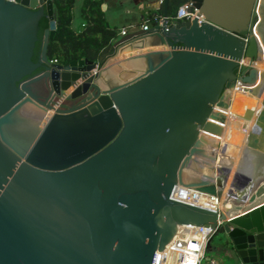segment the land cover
<instances>
[{
	"label": "water",
	"instance_id": "obj_1",
	"mask_svg": "<svg viewBox=\"0 0 264 264\" xmlns=\"http://www.w3.org/2000/svg\"><path fill=\"white\" fill-rule=\"evenodd\" d=\"M193 1V20L169 24L163 0L161 25L118 35L96 61L63 64L48 55L54 2L0 0V264H198L194 234L206 225L200 258L219 222L241 264H264V107L221 212L236 161L206 134L224 133L215 106L243 57H258L259 0ZM242 71L254 82V67ZM28 102L50 116L19 151L3 128L21 125ZM203 157L207 178L189 171Z\"/></svg>",
	"mask_w": 264,
	"mask_h": 264
},
{
	"label": "trees",
	"instance_id": "obj_2",
	"mask_svg": "<svg viewBox=\"0 0 264 264\" xmlns=\"http://www.w3.org/2000/svg\"><path fill=\"white\" fill-rule=\"evenodd\" d=\"M187 1L189 0H170L169 17H174L179 6ZM53 2L57 30L48 48V55L51 59H57L63 64L78 59L96 61L102 50L118 36V29L108 25L104 0H84L81 16L85 21V26L80 32H76L72 28L75 0H54ZM163 14V6L158 10L150 11L149 17L152 24H156ZM48 27V18H41L38 30L39 40L36 43L33 56L34 61L38 58L42 37Z\"/></svg>",
	"mask_w": 264,
	"mask_h": 264
},
{
	"label": "bare ground",
	"instance_id": "obj_3",
	"mask_svg": "<svg viewBox=\"0 0 264 264\" xmlns=\"http://www.w3.org/2000/svg\"><path fill=\"white\" fill-rule=\"evenodd\" d=\"M259 6H258V13H259V17L260 19H264V16H262V12L260 9L261 4H264V0H259ZM264 12V11H263ZM260 25V24H258ZM258 27H256V35L259 38L260 41V51L258 53V57L255 58V60H251L250 58H247L248 60H251V67H254V69L257 70L256 73V78L254 80V82H250V83H255L257 81V77L259 74V68L261 66H263L264 64V36L261 37L258 31ZM263 35H264V30H263ZM245 58V57H243ZM244 60V59H243ZM127 66V64H125ZM237 89L232 88L230 89L225 98L227 100L226 103L223 104H217L215 106V110L216 111H220L221 113H223L225 116L228 115V119H230V115L231 114V110H232V103L234 100V95ZM258 100L257 102H254V106L251 109V112H249V117L248 115L245 116L248 118H251V122H252V126H253V132H256L255 134H257L259 136L260 133V127L258 125V117L264 107V101H261L264 99V93H261L258 96ZM228 103V104H227ZM16 117L18 119L21 120V125H6L4 126L3 130H4V134L6 136V138L19 150V151H23L29 144V142L32 140V138L35 136L36 132L44 125V123L47 121L48 117L50 116V112H47L43 109H41V107H39V105H37L36 103L33 102H28L26 103L24 106H22L17 112H16ZM240 115V113H239ZM238 115V117H240ZM233 116V114L231 115ZM228 119L226 121L224 130H223V134L221 136H219V134L216 133H211V132H207L206 134L210 135V138L214 139V140H219L220 142V147L219 148H214V150H216L217 153H219L223 158H225L226 161H230L233 157V159L236 161L234 163V166L232 165L231 168H229V175L227 174L228 178L226 179V184L228 189L225 190V196H223V199L220 200L219 198L217 199L218 204H220L221 206H223V204L225 203L226 199H227V193H232L233 191V187H234V183L235 181H237L238 178V174L237 172H239L240 170L237 168L241 166V164H239L240 162L238 161L239 159H241V156L243 154V150L244 147L246 146V142H243L242 147L239 148H235V134H237L236 129L234 126H230L228 125ZM237 121H239V118H237ZM216 122L221 126L222 123L219 120H216ZM239 136L242 137L245 132H244V128L243 126H241L239 128ZM249 139L245 140L248 142ZM208 151L211 152V148H207ZM204 158V157H203ZM200 159L201 163H198L197 161H195V165H193L189 171H191V173H195L198 174L199 172L194 170L196 169V167H200L201 168V174L203 175V177L205 176H210L211 175V171H210V167H209V161L207 160V157H205L204 159ZM229 160H228V159ZM207 161V162H206ZM242 162V161H241ZM239 165V166H238ZM206 177V178H207ZM184 189H188L187 187H184ZM233 201H235V199H232V201H228V203L231 205L233 204ZM235 207V206H234Z\"/></svg>",
	"mask_w": 264,
	"mask_h": 264
},
{
	"label": "crops",
	"instance_id": "obj_4",
	"mask_svg": "<svg viewBox=\"0 0 264 264\" xmlns=\"http://www.w3.org/2000/svg\"><path fill=\"white\" fill-rule=\"evenodd\" d=\"M83 2L84 0H75L73 8L72 28L76 32H80L85 26V21L81 16ZM161 7L162 0H104V11L108 25L116 27L119 36H122V29H126L127 33L141 29L142 17ZM218 249L227 256L236 257L233 251L224 249L222 245ZM239 263L241 264L240 261Z\"/></svg>",
	"mask_w": 264,
	"mask_h": 264
},
{
	"label": "built area",
	"instance_id": "obj_5",
	"mask_svg": "<svg viewBox=\"0 0 264 264\" xmlns=\"http://www.w3.org/2000/svg\"><path fill=\"white\" fill-rule=\"evenodd\" d=\"M51 1H54V0H51ZM163 2V0H162ZM197 13H198V9L196 8L195 4H194V1L193 0H189L185 3H183L182 5L179 6L176 14L174 17L170 18L169 17V24H172L174 23L175 21H186V20H193L196 16H197ZM155 20H157V17H155ZM202 21H204V17H201L199 18V22L201 23ZM163 22V16H161L159 19H158V22L156 24H162ZM156 24H152V21H151V18L149 17V13L145 14L143 17H142V23H141V29H144V30H149V28H151L153 25H156ZM127 34V30L126 29H122V32H121V35H126ZM245 58H248V57H245ZM244 59V58H243ZM53 62H58L57 59H52ZM247 63H244V61L242 60L241 63H240V66L236 72L237 74V79L235 81V85L233 88L239 90L240 87H246L247 85H250V86H253L252 83L250 82H245L243 80V78L245 77V73L242 71V67L243 65H246ZM254 88V87H253ZM228 119V115H224V121H222V128L224 130V127H225V124H226V121ZM249 137V136H248ZM246 142V141H244ZM182 188H184V186H181V185H178ZM189 189V188H188ZM217 199H218V196H217ZM221 205L218 204V211L221 212ZM220 223H218L219 226L215 227L212 232L210 233V235L208 236V238L206 239L205 241V244H204V247H203V251H202V255L200 258H198V254H197V250H196V235L198 234V232L206 225H202L194 234V238H193V249H194V254H195V257H196V260H197V263L198 264H202V261L203 259H207L206 258V250L208 248V244H210V239L212 238V235L217 232L218 229H220ZM211 225V224H209ZM207 264H228L226 262H224L220 257H212V258H209L207 260Z\"/></svg>",
	"mask_w": 264,
	"mask_h": 264
},
{
	"label": "flooded vegetation",
	"instance_id": "obj_6",
	"mask_svg": "<svg viewBox=\"0 0 264 264\" xmlns=\"http://www.w3.org/2000/svg\"><path fill=\"white\" fill-rule=\"evenodd\" d=\"M244 63L250 66L251 60L244 58ZM253 86L247 85L245 88L240 87L239 90H236L234 95V100L232 103V110L230 115V119H228V125L234 126L236 129L237 134H235V148H241L243 142L247 140L249 135L253 133V126L251 122V118L249 117V112H251L252 107L254 106V102L258 100V91L261 90V93H264V64L259 68V74L257 77V81L252 83ZM254 87V88H253ZM261 101H264L261 100ZM240 113V115H239ZM233 114V116H231ZM238 115L240 117H238ZM248 117L245 118V116ZM239 118V121H237ZM243 126L245 134L240 137L239 136V128Z\"/></svg>",
	"mask_w": 264,
	"mask_h": 264
},
{
	"label": "rangeland",
	"instance_id": "obj_7",
	"mask_svg": "<svg viewBox=\"0 0 264 264\" xmlns=\"http://www.w3.org/2000/svg\"><path fill=\"white\" fill-rule=\"evenodd\" d=\"M220 245H222L224 249L226 248L229 251H232L231 242L224 230L221 228L212 235L210 244H208V248L205 253L207 259H203L202 264H207V260L212 257H220L228 264H240L236 257L227 256L222 251H220L218 249Z\"/></svg>",
	"mask_w": 264,
	"mask_h": 264
}]
</instances>
